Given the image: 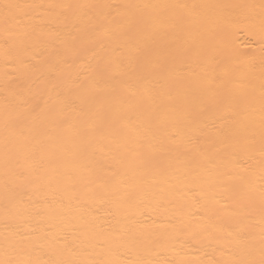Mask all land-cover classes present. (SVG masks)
I'll return each instance as SVG.
<instances>
[{"label":"bare ground","instance_id":"obj_1","mask_svg":"<svg viewBox=\"0 0 264 264\" xmlns=\"http://www.w3.org/2000/svg\"><path fill=\"white\" fill-rule=\"evenodd\" d=\"M261 259L264 0H0V264Z\"/></svg>","mask_w":264,"mask_h":264},{"label":"snow or ice","instance_id":"obj_2","mask_svg":"<svg viewBox=\"0 0 264 264\" xmlns=\"http://www.w3.org/2000/svg\"><path fill=\"white\" fill-rule=\"evenodd\" d=\"M20 5H16V4H7L4 6L5 9V18H7L8 13L13 10V9H17L19 8ZM250 264H256V262H250ZM259 264H264V259H261L259 261Z\"/></svg>","mask_w":264,"mask_h":264}]
</instances>
